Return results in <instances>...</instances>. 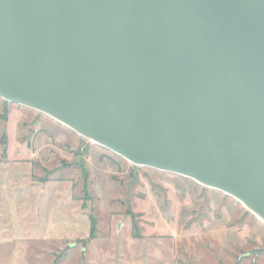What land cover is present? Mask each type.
<instances>
[{"label":"water","instance_id":"1","mask_svg":"<svg viewBox=\"0 0 264 264\" xmlns=\"http://www.w3.org/2000/svg\"><path fill=\"white\" fill-rule=\"evenodd\" d=\"M0 97L264 222V0H0Z\"/></svg>","mask_w":264,"mask_h":264},{"label":"rangeland","instance_id":"2","mask_svg":"<svg viewBox=\"0 0 264 264\" xmlns=\"http://www.w3.org/2000/svg\"><path fill=\"white\" fill-rule=\"evenodd\" d=\"M258 248L232 196L0 97V264H264Z\"/></svg>","mask_w":264,"mask_h":264}]
</instances>
